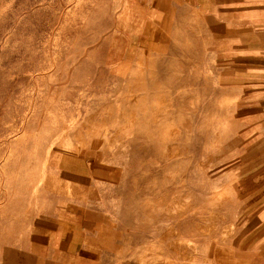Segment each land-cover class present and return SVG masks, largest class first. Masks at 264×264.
Returning <instances> with one entry per match:
<instances>
[{
	"label": "rangeland",
	"instance_id": "374dc122",
	"mask_svg": "<svg viewBox=\"0 0 264 264\" xmlns=\"http://www.w3.org/2000/svg\"><path fill=\"white\" fill-rule=\"evenodd\" d=\"M187 1L0 0V264H264V65Z\"/></svg>",
	"mask_w": 264,
	"mask_h": 264
},
{
	"label": "crops",
	"instance_id": "0c3cea01",
	"mask_svg": "<svg viewBox=\"0 0 264 264\" xmlns=\"http://www.w3.org/2000/svg\"><path fill=\"white\" fill-rule=\"evenodd\" d=\"M185 7L201 14V23L205 24L206 36L212 40L213 46H215L213 41L229 42L237 39L241 51L248 55V48L253 47L257 55L256 62L260 61L261 65H264V0H188ZM227 51V48L223 49L225 54ZM212 54H215V49L212 50ZM244 64H248L247 59ZM89 164L91 163L88 161L83 162L84 167ZM70 207L72 209L71 219L68 220L70 226L66 227V231L69 232L68 241H71L69 245L74 246L75 243L78 245V241L93 239L86 233L94 232L96 235L101 226L96 222L93 225L91 220L89 224L88 219L91 216L101 219L102 211L99 207L89 209L83 203L72 204Z\"/></svg>",
	"mask_w": 264,
	"mask_h": 264
},
{
	"label": "bare ground",
	"instance_id": "6f19581e",
	"mask_svg": "<svg viewBox=\"0 0 264 264\" xmlns=\"http://www.w3.org/2000/svg\"><path fill=\"white\" fill-rule=\"evenodd\" d=\"M159 261H162V258H161V260H159ZM163 261H164V260H163ZM163 261H162V262H163ZM167 262H168V260H165V262H164L163 264H165V263L168 264ZM153 263H154V262H153ZM155 264H156V262H155Z\"/></svg>",
	"mask_w": 264,
	"mask_h": 264
}]
</instances>
